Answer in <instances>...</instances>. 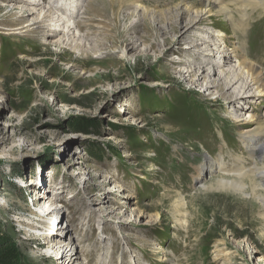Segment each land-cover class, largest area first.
Listing matches in <instances>:
<instances>
[{
    "label": "rangeland",
    "instance_id": "obj_1",
    "mask_svg": "<svg viewBox=\"0 0 264 264\" xmlns=\"http://www.w3.org/2000/svg\"><path fill=\"white\" fill-rule=\"evenodd\" d=\"M179 2L145 0L148 16L141 8L135 17L136 3L87 0L74 33L44 39L22 28L26 10L37 19L46 4L0 0V264H62L45 240L52 217H37L48 210L60 214L55 231L62 221L60 233L71 230L91 264H129L132 250L148 264H264L257 203L200 192L195 181L204 155L234 163L228 151L247 154L227 102L180 72L189 51L183 38L174 43ZM221 18L217 31L228 28ZM245 40L264 66V17ZM128 42L137 44L122 59ZM248 101L264 111V98Z\"/></svg>",
    "mask_w": 264,
    "mask_h": 264
},
{
    "label": "bare ground",
    "instance_id": "obj_2",
    "mask_svg": "<svg viewBox=\"0 0 264 264\" xmlns=\"http://www.w3.org/2000/svg\"><path fill=\"white\" fill-rule=\"evenodd\" d=\"M14 1H16L17 4L23 3L27 6L31 5L34 7H40L46 4V7H48L51 12L48 11L44 13V10L41 12L39 11L38 15L36 14L37 19L33 20L29 19V15H35L34 13L36 11H27L29 9L27 7L28 9L24 14H28V20L24 21L23 24L26 23V25L22 29H27V31H31V33H40L44 36V39H49L55 37L61 29L67 31L69 34L72 31L73 33L75 32V29L78 28V26L75 25V19L77 15L79 16V13L84 10L87 0H57L55 3H53V0ZM119 1L122 3L131 2L133 5H135V3L138 4L134 6L135 11L133 13L131 12L135 17H138L137 12L138 10L141 11V8L144 10L141 13L142 16H148L149 14L148 8H145L143 5L145 0ZM154 1L159 5H168L171 2L176 3L177 0ZM179 1L182 7L178 11L179 17L176 21L178 31L175 32L179 38L175 40L174 43H181L182 40L180 39L183 38L185 42V47L183 48L189 51L186 53V55L189 56V60L182 62L184 71L180 72L184 77L187 75H189L188 78L192 77L193 86L200 88L205 95L213 97L212 100L216 103L221 99L227 102L228 108L225 112L226 119L231 120L234 126L238 127V142L240 148L247 154V157H245L244 155L240 156L231 153L228 151L230 150V146L225 141L224 147L222 146L223 149H226L228 151L227 155L237 162L226 163L225 154L216 158L210 155H204V162L200 168V174L196 177L195 181L201 184V187H199L200 192L230 193L234 196H239L257 203L258 207L263 212L262 216L264 220V111L255 114L253 113L254 108L246 105L247 100L251 102L250 105H257V100L264 98V66L262 63L253 60L252 57L249 56L246 40L244 41L247 32H249L251 28L252 20L254 23L256 19L264 17V0ZM197 6L201 9L195 10L194 8ZM193 9L195 10L194 13ZM55 12L57 16L54 15ZM206 17L214 18L208 26L204 25L207 21L209 22ZM221 17L224 19L225 23H228V28L226 29L223 27L224 29L217 31L214 28L216 25L215 22L217 18ZM153 18L154 17H152V19ZM166 30L167 27L165 25L161 27V33L165 31L164 34L166 35ZM0 33L2 34L3 32ZM6 34L7 33H5V35ZM229 34L234 37L235 40H233V42L226 41ZM129 42L128 44L131 45L132 48L126 47L122 49V59L127 58L126 51L128 49L133 50V46L135 47L137 44L136 42ZM198 58L199 60H197ZM261 60H264V57H262ZM194 65H196L197 69H194ZM3 90L4 88L0 84V106L4 105L1 101V99L4 98L5 91ZM209 177L217 178L211 183L206 184L205 182ZM49 199L50 198L47 200ZM124 204L125 202L123 205ZM179 204L181 209L185 210L186 199L181 197L179 199ZM66 207H68V205H66ZM51 211L52 210L40 211L37 217L41 216V214L43 215V220L47 219V216L52 217L50 219V221H52L50 224L45 222L46 225L44 228L46 230L44 229V231L46 234V243L53 247V249L48 250V252H54L53 259L56 260L55 262L62 264H91L90 261L86 262L87 259H82V257L85 256V253L84 255L81 254L84 247L82 245L83 242L76 238L73 239L71 230L60 233L59 227L62 221L58 224V228L55 231V225H57L60 214H53V211ZM177 221L181 224L180 226L184 227L186 225V222L183 221L182 218ZM36 225L39 226L41 223H36ZM48 225H50V227ZM31 230L37 229L31 227ZM52 233H54V235L51 237L50 235ZM123 241L126 242V239ZM59 244H63V246ZM61 250L62 254L60 253ZM131 254L132 256L130 257L131 260L129 264H148L140 260L137 261L138 256L135 250H132ZM102 263L108 264L107 260Z\"/></svg>",
    "mask_w": 264,
    "mask_h": 264
}]
</instances>
